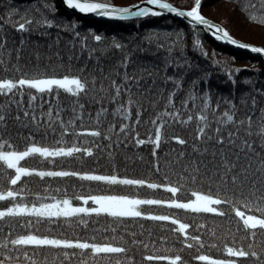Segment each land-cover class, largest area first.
<instances>
[{"label": "trees", "instance_id": "obj_1", "mask_svg": "<svg viewBox=\"0 0 264 264\" xmlns=\"http://www.w3.org/2000/svg\"><path fill=\"white\" fill-rule=\"evenodd\" d=\"M125 1L128 0H107L109 3L120 5ZM169 2L179 7L188 8L194 4L195 0H169ZM46 4H54L55 12L47 8ZM213 5L216 6L213 7ZM217 6L225 7L226 10L217 9ZM9 9H16L11 18L7 14ZM200 10L203 14L221 22L227 31L235 37L264 45V0H201ZM232 11L236 15H232ZM29 15L33 18V21L27 26V30H18L14 27L18 20L26 19ZM43 17L53 18L61 26L59 28L56 26L36 27L35 21ZM65 20L75 21V31L80 33L79 37L63 27L62 22ZM234 25H236L235 28ZM177 33L180 35L179 39H177ZM94 34L101 35L103 39L99 42L95 41L92 38ZM0 35L5 38L4 44L0 45V60L7 61L9 67V71L4 72L3 66L0 65V76H18L20 73H17L12 67L17 62L21 71L29 74H34L40 70L64 72L68 68L76 71L80 69L81 65H86L84 74H94L98 78L97 87H99L100 79H103L105 86H108L109 94L114 89L110 87L109 78L104 77V73H109L117 83L120 82L125 70L130 76L135 73L143 77L139 81V88H136L135 84L132 86L134 97L144 109L138 121L134 114L122 117L117 113L113 116L111 109L116 107L117 103H126L125 93L122 91L117 101L108 102L107 117L104 123L100 125L102 129L109 131L111 140L104 136L93 138L91 134H83L81 137L94 141V154L83 156L81 153L71 157H54L51 159L30 156L24 158L21 162L25 166L53 169L70 168L73 170H91L95 168L104 172H110L115 166V170L119 174L151 178L159 183L165 182L163 176L168 175L170 181H178L176 173L182 170V164L185 160L192 157L197 160L201 159V155L191 147L192 143L196 142L197 118L195 113L199 110V102H197V107L192 108L190 112L187 110L182 112L183 115L193 117L187 124L181 123L172 117H167L166 119L170 123L163 126V133L168 139L162 140L157 148V154L163 162L175 159L180 151H184L185 157L179 164L168 165L164 163L161 166V172L156 173L152 163L154 159L152 156L153 144L147 140L148 133L154 131L152 117L158 108L164 106L168 90L173 87V82L166 81L165 77L166 75H178L179 71L182 70V68L179 70L174 68L172 64L166 66V62L171 59L175 64L177 58L185 61L183 67H188V64H191L192 67L185 74L186 78L182 81L184 89L178 95H174L175 103L179 104L180 99L185 96L190 80L208 74L207 87L211 90L213 103H215L217 96L222 97L217 112L212 113L210 110L208 112V120L212 128L217 127V119H214V117L226 120V117L220 116L221 112L228 109L223 97L226 96L234 100L237 107L234 116L239 119L249 114L251 111V97L255 96L257 103L252 117V135L250 137H248L243 127L233 124L232 121L220 124L219 127L225 136H227L228 131L235 132L239 128L238 136L249 138L254 142L260 139L261 134L257 129L261 123H264L260 119V109L264 108V95L253 90H264V67L261 60L247 51L215 42L200 28L183 21L166 15H149L139 18L84 16L66 10L60 5L59 0H0ZM81 38H84L86 47L81 44ZM113 38L122 47L116 48L112 43ZM195 39L201 40L200 46L195 45ZM21 41H23L22 44ZM172 41H176V43L173 44ZM158 45H163V47ZM17 48L20 49L18 61ZM169 48H172L171 53L168 51ZM93 49L95 50L93 55L89 56V51ZM37 52H39L38 61L36 58ZM126 55L128 56V64L125 69V66L120 62ZM219 56H221L220 61H218ZM69 57H71V60H69ZM213 61L219 63H213ZM101 68L103 73L100 71ZM141 68L144 69L143 73L140 72ZM229 68L233 70L231 78L228 77ZM236 69H239V71H236ZM148 73H151V76L147 75ZM249 78L251 82H245ZM127 83L132 84V81ZM198 88L200 92L205 90V80L203 78L199 80ZM161 89H163V92H161ZM93 91L90 88V94L87 97L80 95L81 102L86 106V115H95L98 107L96 103L90 102ZM29 92L36 93L33 104L38 120L43 122L47 119L46 116H40L39 113L42 109L47 110L49 103L54 106L57 103L67 106L61 114L63 119L67 120L71 115L70 109L76 94L67 93L64 89H55L52 93L45 92L41 94L37 93L31 86H24V107L28 106ZM245 93L248 94L247 97H244L246 103L242 102V96ZM57 95L58 100L56 99ZM157 96L160 99L153 106L152 100ZM15 98L19 99V94ZM9 103L7 97L0 94V105H8ZM189 107L191 108V103H189ZM89 109H91L90 112ZM17 110L16 104H11L10 112L0 107V111L6 112L7 116V128L5 129L0 125V132L3 133L0 139L10 138V143L19 147L26 143V136L29 132H32L38 141H45L49 144L59 139L50 129L45 137L44 127L37 130L36 125L30 120L21 125L15 119ZM129 111L130 113L134 112V106L130 107ZM121 122L129 125L127 135H125V130L119 129ZM133 122H135V128L131 127ZM48 123L53 124L57 133L60 132L58 123L51 120H48ZM109 123L113 124L111 129L108 127ZM77 124H80L79 117H77ZM83 126L92 127L95 125L91 120L86 119L83 121ZM21 132L24 133V136L20 135ZM136 134L139 138L145 140L144 144L135 143ZM173 135H179L186 142L180 144L179 141L171 140L170 137ZM117 136H119L118 144ZM71 139L72 135L65 134L66 141ZM211 143L209 144V153L203 154V160L206 164L201 168V172H206L218 164V159L213 161L209 158ZM253 146L256 151H264L258 143H254ZM109 151L113 153L112 156L108 155ZM241 162H244L243 157H241ZM5 167L0 162V169ZM8 171L10 173L14 172V170ZM150 171L151 175H149ZM184 174L188 175L186 170H184ZM2 186H6V180L3 171H0V187ZM17 186H23L24 191L28 193L38 192L46 200L53 196L60 198L66 193L72 198L73 203H85L87 207L94 206V202L79 201V195L109 191L118 193L138 192L140 195L152 196L155 199H168L173 195L170 190L160 188L109 185L104 182L81 180L75 176H45L41 178L37 174H27L21 177V180L17 182ZM197 188L206 192L209 190L216 191L214 184L210 186L207 179L201 181L198 178L195 183L186 182L182 190L176 194V197L184 200L194 198L192 191ZM34 199V196L29 195L25 202H33ZM8 202V200L0 201V206H6ZM220 207L223 209V214L205 211L196 212L174 205H141V210L172 215L174 219L172 221H160L153 220L150 217H112L105 213H79L71 217L43 218L39 223H35L34 218H32V229H38L41 233L56 235L60 238L91 239L95 237L97 242L105 236L111 238L113 235H123L125 237L124 243L129 248L127 255L134 257V264H174L170 261L148 260L145 252L148 255L157 256L179 254L182 259L180 262H175V264H183V262H187V264H211L208 261L196 260V256L201 253L213 255L217 258L237 259L238 264H264V230L257 228L254 237L249 235L248 230L243 226V222L236 216L230 205L222 204ZM241 207L243 210L242 205ZM24 219L27 223L29 217L25 215ZM175 219H180L188 225L185 231L189 232L190 235L201 236L202 243L198 244L190 240L189 245L184 244L183 233L178 231L179 226L175 224ZM81 220L85 223H81ZM9 222L14 224L11 232H9L3 218H0V238L5 235L11 237L14 234H22L28 230L25 225L19 223L18 219L10 218ZM113 228L116 229L115 233L112 231ZM132 233H135L134 237L131 235ZM161 236L166 237V239L161 240ZM132 239L147 242L148 248L145 250L142 245H132ZM225 243L229 246H242L248 251H256L258 255L237 258L234 254H229L224 250ZM248 245H252L251 249L248 248ZM6 250L8 252L7 256L4 255ZM62 250H64L63 246L54 248L53 246L24 245L20 246V254L17 255L14 246L9 244L7 249L0 246V260H4L6 264H16V262L18 264H32V261L23 255L24 251H27L29 257H35L36 264H82L85 257H87L85 264H114L116 259L123 260L125 256V254H100L97 259L93 260L88 256V250H85L83 256L78 250H76V255L69 258H64L59 254L54 256V253H59ZM73 250L74 246L72 249H68L70 252ZM124 264H128V262L125 260Z\"/></svg>", "mask_w": 264, "mask_h": 264}, {"label": "snow or ice", "instance_id": "obj_2", "mask_svg": "<svg viewBox=\"0 0 264 264\" xmlns=\"http://www.w3.org/2000/svg\"><path fill=\"white\" fill-rule=\"evenodd\" d=\"M62 3L81 13H95L98 15H103L106 17H144L149 14L159 15L161 12L170 11L172 13H178L180 16H186L190 18L188 20L189 24L195 22H200L206 28L213 29L212 35L216 36L220 40L230 41L233 44L241 45L244 48L251 49L253 51L264 53V47H258L250 43H242L240 40L233 38L229 32L223 29L220 25L214 23L213 21L207 19L199 11V6L201 0H195L194 4L185 9L181 7H176L169 0H137V5H127L118 6L113 3L107 2V0H62ZM147 5H154L158 7H151ZM47 8L55 12L54 4H46ZM16 9H9L8 16L12 17ZM33 18L29 15L26 19L18 20L14 27L18 30H27V26L32 23ZM63 27L67 30L73 32L77 37L80 36L79 32L75 31V21H63ZM36 27L40 26H56L60 27L61 24L53 18L43 17L35 21ZM46 34V33H45ZM95 41L99 42L103 37L99 34H94L92 37ZM180 38L179 33H177V39ZM5 38L0 35V45L4 44ZM81 44L86 47L84 38H81ZM23 41H21V44ZM113 45L116 48L122 47L120 43L115 41L113 38ZM176 43V41H172ZM196 46L201 45L200 39H195ZM163 47V45H158ZM143 50V49H142ZM95 50L89 51V56L93 55ZM168 51L171 53L172 48ZM206 55V53H204ZM57 55H59L57 53ZM17 61L20 56V49H16ZM37 61L39 60V52L36 53ZM71 60V57H69ZM122 65L126 66L128 64V56L126 55L124 59L120 62ZM185 61L177 58L175 64L171 59L167 60V64H172L174 68L179 71L176 75H166V81H172L173 87L168 90L167 98L164 101V106L158 108L155 115L152 117V124L154 126V131L149 132L147 135V140L152 142V156H153V167L156 173L161 172L162 164L166 163L168 165H177L185 157V152L180 151L175 159H170L166 161H161L158 154L157 148L164 139H168L163 133V126L166 123H170L167 117H172L181 123L187 124L191 121L193 117L191 115H183L184 110L191 111L192 108L197 107V102H199V110L195 113L197 118V129L195 131L196 142L192 143L191 147L197 153L201 155V159L197 160L195 157L185 160L182 164V170L176 175L178 176V181H170L168 175H164L163 179L165 182L159 183L155 179L146 177H133L127 174H119L115 170V166L110 172H104L96 170L95 168L91 170H73V169H53V168H39L32 166H25L21 162L24 158L30 156H39L43 158H54V157H71L78 154H83V156H88L94 154V141H89L88 139L81 138L83 134H91L93 138H98L101 136L107 137L111 140V136L107 129H102L100 125L104 123L105 118L108 114L107 104L109 101L115 102L119 99L121 92L125 93V102L117 103L116 107L112 108L111 111L113 116L119 113L122 117H128L134 114L136 120L140 119V115L144 110L141 104L134 97L132 92V86L135 84L136 88L140 87L139 81L143 78L142 75H129L127 70L122 74V78L119 83L115 79L111 78L109 73H104V77L109 78V85L114 91L110 94L108 92V86H105L103 79H100L99 87H97V77L93 75L84 74V68L86 65H81L79 70L73 71L71 68L66 69L64 72H55L40 70L34 74H29L27 72L21 71L19 63L17 62L12 67L18 76H0V94H4L10 101L8 105H0L6 109L7 112L11 111V104L17 105V111L15 113V119L21 123V125L26 124L29 120L36 125L37 130L44 127L45 137L50 129L54 134H56L59 139L49 144L45 141H38L32 132H29L26 136V143L19 147L15 144L10 143V138L0 139V162L4 166L3 171L6 180V186L0 187V201L8 200L9 202L6 206H0V218H3L4 223L7 225L9 232L12 231L14 224L10 223V218L18 219L19 223L25 225L28 229L25 233L14 234L9 237L5 235L0 238V246L7 249L9 244L14 246V250L17 251V255L20 254L19 248L24 245H34V246H63V249L59 253H54L55 255H62L64 258H69L70 256L76 255V250H78L83 256L85 250H88V256L93 260L97 259L100 254H125L124 259H116L114 264H124L126 260L128 264H134V257L132 255H127L129 248L124 243L125 237L123 235H113L111 238L105 236L101 241L97 242L95 237L91 239H81V238H60L56 235L41 233L38 229H32L33 219L35 223H39L43 218L51 217H71L74 214L84 213H105L112 217H150L153 220L160 221H172L174 217L167 214H159L153 211L141 210V205H169L177 206L182 209L194 210L196 212L205 211L208 213H218L223 214V209L220 207L222 204L230 205L231 209L235 212L236 216L239 217L240 221L243 222V226L248 230L249 235L255 236V230L259 228L264 230V151H256L254 148V143H258L261 149H264V123H261L257 131L261 134L258 141H253L249 138L240 137L237 135V131H228L227 136L222 134V129L219 127L220 124H226L228 121H232L233 124L243 127L244 131L248 134V137L252 135V117L256 110V97H251V111L246 117H241L236 119L234 113L237 111L236 104L233 99L228 97H223L224 102L227 104L228 109L220 113L221 117H226L224 119H217V127L212 128L211 123L208 120L209 110L212 113H216L219 108V103L222 97L217 96L215 98V103L211 99V90L207 87V75L204 74L203 77H194L189 81L185 96L180 99L179 104L174 102V95H178L181 90L184 89L182 81L186 78L185 74L192 67L188 64V67H183ZM213 63H219L218 61H213ZM0 65L3 66V71L8 72L9 67L7 61L0 60ZM100 71L103 73V69ZM239 71V69H236ZM140 72L143 73L144 69L141 68ZM147 75L151 76V73ZM233 76V70L229 68L228 77ZM203 78L205 80V90L203 92L199 91L198 84L199 80ZM128 81H132V84H128ZM245 82L250 83L249 78ZM234 83V81H233ZM124 85H127L126 87ZM24 86H31L35 89L37 93H52L55 89H64L67 93L76 94V98L73 100L71 105V115L67 120L62 118V112L67 106L57 103L55 106L49 103L47 110H41L39 115L46 116L45 121H40L37 119V113L35 112V105L33 101L36 99V93L29 92L28 95V106L23 105V95ZM55 86V89H54ZM93 89L91 93V103H96L98 105L95 115L85 114V104L81 102L80 95L89 96V90ZM253 91L259 92L264 95V90L254 89ZM163 92V89H161ZM98 93V94H97ZM19 94V99L15 97ZM248 94L245 93L242 96V102H247L244 97ZM58 100V95L56 96ZM160 99L159 96L152 100L153 106L156 105L157 101ZM191 103V108L189 107ZM134 106V112L130 113L129 108ZM182 106V107H181ZM22 109V112H21ZM231 110V111H229ZM91 109H89V112ZM77 117H79L80 124H77ZM91 120L95 126L87 127L83 126L84 120ZM260 119L264 121V108L260 109ZM48 120L58 123L60 132H56V128L53 124L48 123ZM245 124L247 125L245 127ZM0 125L5 129L7 128V116L6 112L0 111ZM109 129L113 127L112 123H109ZM129 125L124 122L119 124V129L125 130V135H127V129ZM135 128V122L131 125ZM211 129V131H209ZM119 131V130H118ZM65 134L72 135L70 141L65 140ZM3 133L0 132V136ZM24 136V133H20ZM135 140L136 144H144L145 140L139 138L138 134ZM171 140L179 141L180 144H184L186 141L183 140L179 135H173L170 137ZM211 143V152L209 158L213 161H217L218 164L214 165L211 169L206 172H201V168L205 166L206 162L203 160V154L209 153V144ZM119 143V136H117V144ZM91 144L92 146H85ZM79 145V146H78ZM111 147V145H109ZM109 156H112L111 151L108 152ZM241 157H243L244 162H241ZM8 170H14V172H9ZM171 170V169H168ZM184 170L187 171L188 175L184 174ZM259 173V175H257ZM27 174H37L39 177H66L75 176L79 177L81 180L87 181H97L104 182L109 185H123L131 186L134 188H139L141 186H147L150 189H165L170 190L173 194L171 198L168 199H155L152 196H143L137 193H125V192H96L94 194H81L78 197L79 201L82 202H94V206L87 207L85 203H73L72 198L66 193L57 198L55 196L50 199H44L41 197L40 193H28L24 191L23 186H17V182L21 180L22 176ZM151 175V171L150 174ZM204 181L207 179L209 185H215L216 191H204L202 189H195L192 191L191 199H179L176 194L182 190L186 182L190 181L195 183L197 179ZM32 195L35 197L33 202H25L26 198ZM243 206V210L242 207ZM25 215L29 217L27 223L24 219ZM81 223L85 221L81 220ZM175 224L179 226L178 231L183 233V243L186 245L190 244L191 241L196 243H202V238L199 235H190L185 229L188 228L186 223H183L180 219H175ZM113 233L116 229H112ZM133 237L135 233L131 234ZM161 240H165L166 237L161 236ZM153 243H155L153 241ZM132 245H142L146 250L148 248V243L138 239L131 240ZM73 251H68L72 249ZM191 246V245H190ZM252 245H248L251 249ZM224 250L229 254H234L235 257H248L257 256L258 252L248 251L244 247L229 246L227 243L224 244ZM7 256V250L4 252ZM23 255L32 261V264H36L35 257H29L27 251H24ZM148 260L152 261H170V262H180L181 256L179 254H168L163 256L148 255L145 252ZM87 257L82 261L85 264ZM198 261H208L211 264H238L237 259L228 258H217L213 255L199 254L196 256ZM0 264H6L4 260H0ZM18 264V262H16ZM187 264V262H183Z\"/></svg>", "mask_w": 264, "mask_h": 264}, {"label": "water", "instance_id": "obj_3", "mask_svg": "<svg viewBox=\"0 0 264 264\" xmlns=\"http://www.w3.org/2000/svg\"><path fill=\"white\" fill-rule=\"evenodd\" d=\"M59 1H60V5H61L62 7H64L66 10H69L70 12H72V13H74V14L86 15V16H95V17H106V16H103V15L95 14V13H81V12H79L78 10H75V9H73V8H69V7L65 6V5L62 3V0H59ZM145 2H146V0H145ZM116 5H118V4H116ZM127 5H137V0L132 1V2H129V3H127V4H121V5H118V6H127ZM147 6L158 7V6H154V5H147ZM174 6H175V5H174ZM176 7H177V6H176ZM149 15H152V14H149ZM149 15H147V16H149ZM159 15H166L167 17H170V18H173V19H176V20H180V21H183V22H187V23H188V20L190 19V18H188V17H186V16H183V17H182V16H180L178 13H172V12H170V11H164V12H161ZM205 17H206L207 19L213 21L214 23L220 25L223 29H225V28H224L219 22L214 21V20L211 19L210 17H207V16H205ZM112 18H121V17H112ZM127 18H139V17H127ZM194 25L201 27V28L203 29V31H204L208 36H210L214 41H216V42H219V43H221V44L229 45V46H231V47H233V48H237V49H241V50L247 51V52H249V53H251V54H253V55H255V56L261 58L262 61H263V65H264V53H259V52L253 51V50H251V49L244 48V47L242 46V44H241V45H237V44H233V43H231L230 41L220 40V39H218L216 36H213V35H212V31H214L213 29L206 28V27H205L204 25H202L200 22H195ZM225 30H226V29H225ZM230 35H231V34H230ZM231 36H232V35H231ZM232 37H233V36H232ZM233 38H235V37H233ZM235 39H238V38H235ZM238 40H240V39H238ZM240 41H241L242 43H250V44L256 45V46H258V47H264L263 45H260V44H255V43H252V42L242 41V40H240Z\"/></svg>", "mask_w": 264, "mask_h": 264}, {"label": "rangeland", "instance_id": "obj_4", "mask_svg": "<svg viewBox=\"0 0 264 264\" xmlns=\"http://www.w3.org/2000/svg\"><path fill=\"white\" fill-rule=\"evenodd\" d=\"M132 1H135V0H128V1L123 2L122 4H127V3L132 2ZM215 6H216V5H213V7H215ZM216 8H217V9H218V8H219V9H222V10H224V11L226 10L225 7H222V8H221V6H219V7L217 6ZM211 9H212V8H211ZM210 12H211V11L209 10V13H210ZM231 13H232V15H236L234 11H232ZM207 17H210L211 19H213L211 16H207ZM238 17H239V16H238ZM239 18H240V17H239ZM239 18H238V19H239ZM213 20L215 21V19H213ZM216 21L219 22L218 20H216ZM219 23H220V24L226 29V27H225L221 22H219ZM233 27L235 28L236 25H234ZM226 30H227V29H226ZM249 42H251V41H249ZM252 43H255V42H252ZM255 44H258V43H255ZM260 45H262V44H260ZM263 46H264V45H263ZM220 60H221V56L218 57V61H220ZM241 63H242V62H241Z\"/></svg>", "mask_w": 264, "mask_h": 264}, {"label": "bare ground", "instance_id": "obj_5", "mask_svg": "<svg viewBox=\"0 0 264 264\" xmlns=\"http://www.w3.org/2000/svg\"><path fill=\"white\" fill-rule=\"evenodd\" d=\"M171 3V2H170ZM173 4V3H172ZM118 5H120V4H118ZM174 5V4H173ZM176 6V5H175ZM177 7H179V6H177ZM181 8H183V7H181ZM189 8V7H188ZM185 9H187V8H185ZM199 11L201 12V10H200V6H199ZM201 14L202 15H204V16H208V15H205V14H203L202 12H201ZM84 16H86V15H84ZM91 17H95V16H91ZM102 18H105V17H102ZM216 21V20H215ZM185 23H187V22H185ZM187 24H189V23H187ZM189 25H192V26H195V27H198V28H200L202 31H203V29L201 28V27H199V26H196V25H193V24H189ZM206 34V33H205ZM229 34H231V33H229ZM207 35V34H206ZM233 37H235L233 34H231ZM208 36V35H207ZM208 37H210V36H208ZM235 38H237V37H235ZM239 39V38H238ZM240 40H242V39H240ZM242 41H245V40H242ZM216 42V41H215ZM249 42V41H248ZM237 49V48H236ZM238 50H241V49H238ZM244 51V50H243ZM249 53V52H248ZM251 54V53H250ZM259 58V57H258ZM260 60H261V62H262V65H263V61H262V59L261 58H259ZM263 67H264V65H263Z\"/></svg>", "mask_w": 264, "mask_h": 264}]
</instances>
